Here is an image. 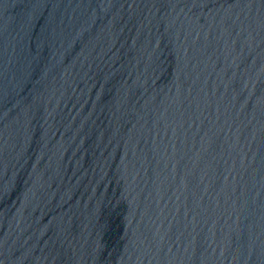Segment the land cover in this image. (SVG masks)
<instances>
[{"label": "water", "instance_id": "95a60500", "mask_svg": "<svg viewBox=\"0 0 264 264\" xmlns=\"http://www.w3.org/2000/svg\"><path fill=\"white\" fill-rule=\"evenodd\" d=\"M0 264H264V0H0Z\"/></svg>", "mask_w": 264, "mask_h": 264}]
</instances>
